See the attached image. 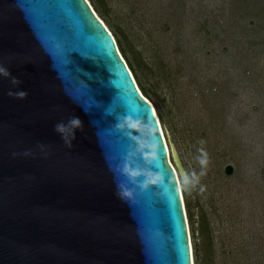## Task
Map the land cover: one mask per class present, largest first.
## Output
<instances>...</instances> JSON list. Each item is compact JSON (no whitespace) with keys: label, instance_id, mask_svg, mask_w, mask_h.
<instances>
[{"label":"water","instance_id":"water-1","mask_svg":"<svg viewBox=\"0 0 264 264\" xmlns=\"http://www.w3.org/2000/svg\"><path fill=\"white\" fill-rule=\"evenodd\" d=\"M0 264H193L155 108L87 0H0Z\"/></svg>","mask_w":264,"mask_h":264},{"label":"rangeland","instance_id":"rangeland-1","mask_svg":"<svg viewBox=\"0 0 264 264\" xmlns=\"http://www.w3.org/2000/svg\"><path fill=\"white\" fill-rule=\"evenodd\" d=\"M87 1L159 116L193 264H264V0Z\"/></svg>","mask_w":264,"mask_h":264},{"label":"bare ground","instance_id":"bare-ground-1","mask_svg":"<svg viewBox=\"0 0 264 264\" xmlns=\"http://www.w3.org/2000/svg\"><path fill=\"white\" fill-rule=\"evenodd\" d=\"M93 12H94V10H93ZM96 14V13H95ZM98 17V16H97ZM99 18V17H98ZM101 20V19H100ZM102 21V20H101ZM103 22V21H102ZM104 24V23H103ZM105 25V24H104ZM107 28V27H106ZM118 49V48H117ZM137 86V85H136ZM138 88V87H137ZM152 104V103H151ZM154 107V106H153ZM157 114V113H156ZM160 123V122H159ZM160 126H161V124H160ZM162 129V128H161ZM163 132V131H162ZM164 136V135H163ZM164 140H165V138H164ZM165 144H166V146H167V143H166V141H165ZM167 152H168V158H169V162H170V164H171V166L173 167V169H174V171H175V174H176V176H177V180L179 181V178H178V174H177V172H176V170H175V168H174V166H173V164H172V162H171V156H170V150H169V147L167 146Z\"/></svg>","mask_w":264,"mask_h":264},{"label":"trees","instance_id":"trees-1","mask_svg":"<svg viewBox=\"0 0 264 264\" xmlns=\"http://www.w3.org/2000/svg\"><path fill=\"white\" fill-rule=\"evenodd\" d=\"M114 39H115V42H116V45H117V48H118V50H120L121 51V49H120V46H119V40H117L115 37H114ZM130 71H132L131 70V68H130ZM135 80V79H134ZM158 116V115H157ZM158 119H159V116H158ZM159 122H160V120H159ZM161 124V123H160Z\"/></svg>","mask_w":264,"mask_h":264},{"label":"clouds","instance_id":"clouds-1","mask_svg":"<svg viewBox=\"0 0 264 264\" xmlns=\"http://www.w3.org/2000/svg\"><path fill=\"white\" fill-rule=\"evenodd\" d=\"M72 123H79V121H78V119H74V120L72 121ZM59 127H60V126H58V129H59Z\"/></svg>","mask_w":264,"mask_h":264}]
</instances>
